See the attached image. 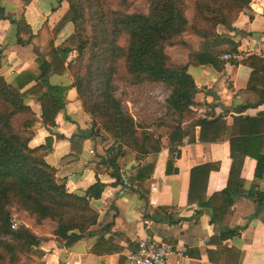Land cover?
<instances>
[{"label": "trees", "instance_id": "16d2710c", "mask_svg": "<svg viewBox=\"0 0 264 264\" xmlns=\"http://www.w3.org/2000/svg\"><path fill=\"white\" fill-rule=\"evenodd\" d=\"M186 1L150 0L148 11L143 14L113 7L105 0H59V4H68V11L52 31L44 30L37 36L31 35L22 20L15 22L7 18L16 26L18 45L33 46L35 61L32 69L23 71L11 83L0 77V264H11L18 255L29 254L34 264H42V244L55 241L70 248L97 222V214L89 202L99 199L105 186L97 182L82 196L67 193L64 181L58 180L55 169L45 162L52 141L47 139L37 149L28 146L35 125L39 123L47 130L55 128L57 116L65 109L69 87L51 85L49 79L53 75H70L71 87L92 121L89 134L83 133L84 137H99L103 130L113 140L108 151L116 185L121 184L127 155L134 153L138 159H145L160 153L165 132L159 130L164 129L169 132L166 135L171 155L186 137L195 142L196 128H199L198 143L228 141L232 166L223 192L205 201L212 167L200 166L190 174L188 201L210 209L213 222L218 221L219 214L225 213L240 194L243 188L240 173L247 157L256 162L255 178H263L264 151L255 148L264 144V114L258 119L235 117L228 127L222 116L215 117L210 111L204 119L192 121L187 129L181 127L184 120L194 118L192 108L197 106L194 103L197 89L188 68L210 66L218 72L224 69L221 57L236 55L237 45L219 35L217 27L231 29L252 0H194L191 6ZM0 17L3 18L1 10ZM67 23L73 27L72 34L55 46V35ZM186 34L193 35L192 44L181 40ZM122 39H126L124 47L119 44ZM179 46L185 51L183 60L173 62L168 51ZM242 64L251 69L247 90L262 91L264 58L250 56ZM121 65L134 83L161 85L169 91L167 110L177 117L175 126H167L163 121L152 127L136 124L114 97ZM260 104H264L263 93ZM32 105L39 106V118ZM260 124L261 129L253 130ZM244 126L253 129L242 130ZM251 147L252 152L248 149ZM175 155L179 156V152ZM170 168L169 160L167 174ZM153 171V164L139 166L127 176L130 185L149 180ZM263 198L261 194L255 199L261 203ZM218 200L224 202L217 205ZM24 216L32 223L30 227L21 218ZM14 218L18 227L12 230ZM44 225L50 226L47 234L35 230ZM233 235L225 233L222 238Z\"/></svg>", "mask_w": 264, "mask_h": 264}, {"label": "crops", "instance_id": "0c3cea01", "mask_svg": "<svg viewBox=\"0 0 264 264\" xmlns=\"http://www.w3.org/2000/svg\"><path fill=\"white\" fill-rule=\"evenodd\" d=\"M0 10L3 12V18L0 17V77L11 83L20 73L34 67L35 55L32 45H18L16 26L7 18L15 22L22 20L31 35L37 36L44 30H53L68 11V4H59V0H0ZM217 31L237 45V54H228L236 58L224 61L221 72L210 66L188 68L197 89L194 96L197 106L192 108L194 118L184 120L183 130L192 121L207 117L210 111L215 117L222 116L228 127L235 117L258 119L264 114V104H260L264 89L260 92L247 90L251 69L242 64L250 56L264 58V0H252L231 29L219 27ZM72 32L71 24L64 25L54 37L55 46ZM49 81L53 86L69 87L65 109L57 116L55 128L47 130L39 123L35 125L29 148L44 146L47 139L52 141L45 162L55 169L56 178L64 181L67 193L82 196L97 182L105 187L99 199L89 202L97 214L96 224L70 248L55 241L42 244V264H124L126 256L146 237L173 248L174 255L168 264H264V198L261 203L255 199L264 194V176L255 178V160L247 157L243 162L240 173L243 188L233 205L220 213L216 222L212 220L210 209L200 207L197 202L189 203L190 174L200 166L212 167L205 201L223 192L232 166L230 146L228 141L198 143L199 128L195 129V142L186 137L176 148L179 156L169 153L171 145L166 135L169 132L165 129L160 153L145 159H138L134 153L127 155L121 176H129L145 165L153 164L154 171L149 180L125 189L122 184L116 185V179L111 176L112 158L108 150L113 140L110 136L103 132L99 137L87 139L83 135L89 134L92 121L71 87V77L53 75ZM32 109L39 118V106L32 105ZM171 115L173 120L167 122V126L177 124V117ZM253 128L244 126L242 130L261 129V124ZM248 149L253 150L252 147ZM257 149L264 151V144H258ZM169 160L171 168L167 174ZM128 166H131L130 171H126ZM151 185L156 187L153 194ZM150 201L155 205L151 206ZM223 202L218 200L216 204ZM225 233L234 235L223 239Z\"/></svg>", "mask_w": 264, "mask_h": 264}, {"label": "rangeland", "instance_id": "374dc122", "mask_svg": "<svg viewBox=\"0 0 264 264\" xmlns=\"http://www.w3.org/2000/svg\"><path fill=\"white\" fill-rule=\"evenodd\" d=\"M113 7L116 5L118 7H123L126 11L130 13H147L148 7L150 6V0H105ZM194 3V0H187L186 4L191 6ZM87 4L86 12L88 14ZM193 16L192 9L188 11V19L191 21ZM90 25V24H89ZM89 25H86L89 28ZM222 27V26H219ZM217 27V29L219 28ZM221 32V31H219ZM218 33V31H217ZM219 34V33H218ZM225 36V35H224ZM183 42L192 44L194 37L191 34H186L181 39ZM122 47L126 46V39H122L119 43ZM171 61L177 62L182 61L184 56V49L179 46L175 50L171 49L168 51ZM70 76V75H69ZM116 92L114 97L121 101L122 106L126 112L131 114L136 122V124L144 126H156L162 121L164 123L170 122L173 120V116L167 110L166 100L169 97L170 93L167 89L161 85H155L150 83H134L125 72L124 67L121 65L119 69V77L115 82ZM152 130H155L153 127ZM104 131L101 130L100 133ZM159 132H165V130ZM99 133V135H100ZM105 133V132H104ZM106 134V133H105ZM107 135V134H106ZM17 212H15L16 214ZM14 214V215H15ZM18 216L19 215H15ZM28 221V226L30 227L29 220L24 216ZM24 219V220H25ZM50 226L44 225L37 227L35 230L42 231L47 234ZM34 258L31 254L28 256L18 255L14 262L11 264H34Z\"/></svg>", "mask_w": 264, "mask_h": 264}, {"label": "built area", "instance_id": "2783aa9c", "mask_svg": "<svg viewBox=\"0 0 264 264\" xmlns=\"http://www.w3.org/2000/svg\"><path fill=\"white\" fill-rule=\"evenodd\" d=\"M232 58L236 57L226 54L221 57V60L229 61ZM93 153L92 151L90 152L91 155ZM121 184L125 189L130 188L131 185L126 174L121 176ZM150 189L152 194L156 192L154 185H151ZM149 204L154 206L155 202L150 201ZM145 224L149 225L151 222L145 221ZM17 227L18 222L14 218L11 221V229L15 230ZM173 255L174 250L170 245L146 237L140 240L133 251L126 256L124 264H168L169 258Z\"/></svg>", "mask_w": 264, "mask_h": 264}, {"label": "water", "instance_id": "95a60500", "mask_svg": "<svg viewBox=\"0 0 264 264\" xmlns=\"http://www.w3.org/2000/svg\"><path fill=\"white\" fill-rule=\"evenodd\" d=\"M214 95V94H213ZM216 99L217 100H219L217 97H216ZM239 113V111H235V114H238ZM131 170V166H128L127 168H126V171H130Z\"/></svg>", "mask_w": 264, "mask_h": 264}]
</instances>
